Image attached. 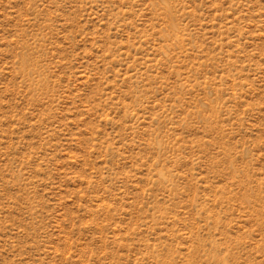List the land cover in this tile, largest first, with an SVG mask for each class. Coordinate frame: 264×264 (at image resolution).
<instances>
[{"label": "rangeland", "instance_id": "rangeland-1", "mask_svg": "<svg viewBox=\"0 0 264 264\" xmlns=\"http://www.w3.org/2000/svg\"><path fill=\"white\" fill-rule=\"evenodd\" d=\"M0 264H264V0H0Z\"/></svg>", "mask_w": 264, "mask_h": 264}]
</instances>
